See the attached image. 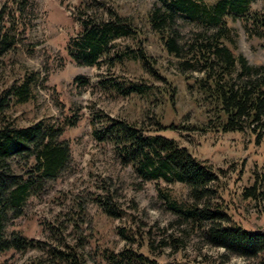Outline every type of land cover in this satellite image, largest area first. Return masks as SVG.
Instances as JSON below:
<instances>
[{
  "label": "rangeland",
  "instance_id": "1",
  "mask_svg": "<svg viewBox=\"0 0 264 264\" xmlns=\"http://www.w3.org/2000/svg\"><path fill=\"white\" fill-rule=\"evenodd\" d=\"M80 1L27 0L23 7L17 0H0V32L10 28L16 39L15 47L0 58V94L11 84L20 83L27 71L39 77L33 98L25 104L10 106L12 120L18 126L40 119L57 124L75 120L64 131L71 149L69 165L57 180L49 183L43 195L27 199L23 215L7 226L6 237L18 231L28 239L48 242V227L58 221L67 227L65 236L70 245L83 244L77 248L83 255V264H107L103 252L117 253L126 244L162 264L173 261L264 264V255L244 259L206 245L197 228L171 211L160 195V192L168 193L177 205L190 203L188 188L162 181L141 183L130 166L120 165L110 143L99 144L94 140L90 121L94 115H105L147 126L153 121L151 118H157L165 126H176L173 131L167 129L160 134L173 138L180 147L213 168L218 180L213 185L216 194L212 203L221 205L229 224L248 231L264 230V135L256 139L248 130L223 133L212 127L209 118L215 120V115L200 95L188 88L191 80L179 74L174 58L167 55L146 26L147 12L156 0H97L105 6L97 14L110 8L120 16L133 19L147 33L148 39L142 46L160 76L155 78L139 64L111 71L112 76L149 85L154 95L147 99L135 95L122 98L98 91L95 84L105 75V68L77 65L66 50L69 38L80 30L75 19ZM214 1L206 0L208 4ZM251 11L264 14V0H255ZM228 26L231 38L236 41L234 53L242 54L252 67H264V39L249 35L240 20H229ZM177 27L183 37L194 30L192 23L182 19ZM119 43L122 48L128 45L133 49L139 44L130 40ZM77 77L88 80L89 84H79ZM253 184L262 194L244 196L245 188ZM106 194L112 197L120 218L107 217L93 202L95 196ZM81 206L82 218L74 227L63 216L70 211L76 214ZM122 228L133 233V241L123 239ZM41 255L37 250L24 253L10 250L0 254V264H30Z\"/></svg>",
  "mask_w": 264,
  "mask_h": 264
},
{
  "label": "trees",
  "instance_id": "2",
  "mask_svg": "<svg viewBox=\"0 0 264 264\" xmlns=\"http://www.w3.org/2000/svg\"><path fill=\"white\" fill-rule=\"evenodd\" d=\"M26 1L17 0L16 3L24 7ZM156 1L147 12L146 26L167 55L174 58L179 74L191 80L188 88H193L215 115V120L209 118L212 127L223 133L248 130L256 139L263 137L264 67H252L242 54L234 53L236 41L231 38L228 26L229 20H240L249 35L264 39V14L251 11L255 0H215L212 4L206 0ZM101 7L105 6L97 0L80 1L75 16L80 30L67 42L68 56L80 66L105 68V75L95 84L104 94L122 98L152 97L154 91L149 85L111 73L117 67L124 69L139 64L143 71L160 79L152 58L142 46L148 39L147 33L139 29L133 19L120 16L110 8L97 14ZM179 19L194 25V30L186 37L178 30ZM13 36L10 28L0 32V58L15 47ZM120 40L139 44L135 49L128 45L122 48ZM262 47L264 49V45ZM75 80L82 85L89 84L84 78ZM38 83L37 73L27 71L20 83L11 84L0 94V254L10 250L21 253L37 250L43 255L30 264H83V255L77 251L83 244L72 246L66 241L67 227L62 222L56 221L54 226L48 227V242L28 239L18 231L8 237L5 235L7 226L23 215L27 199L43 195L49 183L57 180L71 161V149L64 131L67 126L72 127L75 120L57 124L40 119L27 126H18L9 114L11 105L25 104L33 98V88ZM151 119L153 121L146 126L94 115L90 121L91 133L97 143H110L120 165L130 166L141 183L162 181L185 185L190 203L177 205L168 193L160 192V195L171 211L197 228L206 245L244 259L264 255V230L248 231L229 224L230 219L221 205L212 203L216 194L213 185L218 180L213 168L196 159L173 138L160 134L167 129L173 131L176 126H165L160 119ZM261 194L255 184L243 192L248 197ZM92 199L107 217H121L110 195ZM82 211L83 206L77 208L76 214L70 211L63 217L77 227L75 222L82 218ZM120 235L133 241L132 232L122 228ZM126 245L117 253L103 252V259L107 264H162L132 245ZM164 264L199 263L173 261Z\"/></svg>",
  "mask_w": 264,
  "mask_h": 264
}]
</instances>
